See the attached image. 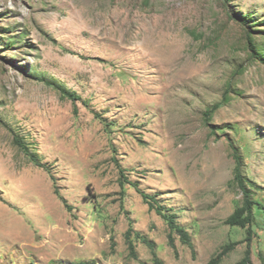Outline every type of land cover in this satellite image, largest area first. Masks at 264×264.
<instances>
[{
  "label": "rangeland",
  "instance_id": "374dc122",
  "mask_svg": "<svg viewBox=\"0 0 264 264\" xmlns=\"http://www.w3.org/2000/svg\"><path fill=\"white\" fill-rule=\"evenodd\" d=\"M247 251L264 264V0H0V264Z\"/></svg>",
  "mask_w": 264,
  "mask_h": 264
},
{
  "label": "trees",
  "instance_id": "16d2710c",
  "mask_svg": "<svg viewBox=\"0 0 264 264\" xmlns=\"http://www.w3.org/2000/svg\"><path fill=\"white\" fill-rule=\"evenodd\" d=\"M65 94H67V97L74 102H76L79 99L75 95L70 94L68 92H65ZM218 108H219V105H216L212 109L206 111V113H205L206 120H209L211 115L214 114V112ZM216 132H217V130H215L214 128L211 129V133H216ZM14 142L22 149V151H24V154L30 159V161L35 166L40 167V168L45 167L40 163V161L38 160V158L36 156L30 155V153L28 152L26 147L21 143V141L18 138L15 137ZM237 164H238L237 167L239 168L240 163H239L238 159H237ZM236 180L238 181V184L241 187L242 193L244 195L243 205H242V207L237 208L234 211V213L227 218V220L225 221V224H227L229 226H236V227L244 228L253 222L254 216H253L252 206L258 205V203H255L252 201L250 193L246 189V187L244 185V181L242 180L240 174H236ZM143 196H144V199L146 200L147 199L146 195H143ZM156 212H157V214H160L163 217V219L168 224V227L171 230V232L175 231V233L180 237V239L182 240V242L184 244L191 246L188 233L185 231L184 228H182L176 224L175 217L171 216L170 214L165 215L161 211V207L157 208ZM219 258H221V257H219ZM216 263H218V260H211L208 264H216ZM74 264H87V263L79 262V263H74ZM239 264H250L249 251L246 252V256L244 257V259Z\"/></svg>",
  "mask_w": 264,
  "mask_h": 264
}]
</instances>
